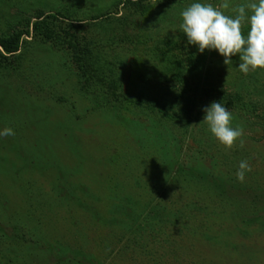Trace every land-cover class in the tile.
<instances>
[{"label": "rangeland", "instance_id": "obj_1", "mask_svg": "<svg viewBox=\"0 0 264 264\" xmlns=\"http://www.w3.org/2000/svg\"><path fill=\"white\" fill-rule=\"evenodd\" d=\"M147 1L135 12L126 0H0V39L23 34L18 53L0 59V131L15 133L0 137V264H264V72L245 75L238 56L226 66L205 50L200 82L173 81L155 42L182 61L199 55L180 14L220 0ZM229 2L232 14L247 0ZM41 20L48 38L32 36ZM121 28L138 42L124 44ZM74 33L89 42V71L65 45ZM206 87L210 97L186 112L179 92ZM137 88L167 116L129 109L123 91ZM221 90L246 104L230 110L243 148L225 150L201 123ZM24 159L35 167L23 169ZM245 159L252 171L240 183Z\"/></svg>", "mask_w": 264, "mask_h": 264}, {"label": "clouds", "instance_id": "obj_2", "mask_svg": "<svg viewBox=\"0 0 264 264\" xmlns=\"http://www.w3.org/2000/svg\"><path fill=\"white\" fill-rule=\"evenodd\" d=\"M229 0L212 3H192L181 12L180 29L187 37V43L197 47L199 53L205 50L216 51L222 56L224 65L232 64V57H239L238 70L249 72L264 70V0H247L246 3L231 7L227 14ZM247 25L245 34L243 29ZM204 123L216 141L225 150H232L239 140L243 148L242 127L232 126V113L221 102H212L203 109ZM15 135L11 128L0 131V137ZM252 171L248 160H241L235 177L244 183L246 173Z\"/></svg>", "mask_w": 264, "mask_h": 264}, {"label": "trees", "instance_id": "obj_3", "mask_svg": "<svg viewBox=\"0 0 264 264\" xmlns=\"http://www.w3.org/2000/svg\"><path fill=\"white\" fill-rule=\"evenodd\" d=\"M143 1L145 2V4H141L140 0H126V3L124 2L123 5H125L126 8L130 9L131 11L146 12L152 8V4L149 3L147 0H143ZM42 17H43L42 15H39L37 16L36 19L39 20ZM106 17L107 16L97 17L94 20L105 19ZM109 17L110 16H108V18ZM117 18L119 19L121 17H117ZM122 21H123L122 23L124 24V28H126L125 18H122ZM44 27L47 28V26L43 23L42 20H41V23L34 22V24L32 25V30H33L32 36L36 37L41 34H45L47 35V38H48L49 33H47ZM24 34H28V31L24 32ZM22 35L23 34L21 32H17V33L12 34L7 39H0V59H2V61L6 59L5 55L14 56L16 53H18L20 44L23 41ZM130 36H134V35L133 34L129 35L122 28L118 34V37L121 40H123L124 44L127 43L130 45H135L138 41L135 39L131 40ZM56 38L57 36H54V39ZM67 38H68L67 39L68 43L65 45L70 51L71 50L74 51V54L72 53L71 55L74 59V63L76 65L78 64V69L81 71H89L92 68L90 65V61L93 62V58H89L88 56V54L91 53L90 48H89V42L88 41L83 42L77 37L75 33L73 35L67 34ZM155 44H156V50H157L156 52H158V54L156 53L155 55V60L161 62L162 65H165V64L168 65L167 68H165L166 73L171 76L173 81L182 82L185 75H188L189 78H191L192 80L196 82H200L202 80L201 70L203 69L202 67H199L201 63V53L199 55L195 53H190L188 57L184 61H182L180 57L174 53L173 48L171 47L170 44L165 45L164 41H157L155 42ZM102 63L105 67V62H102ZM182 68H185V70H182ZM261 71L264 72V70H261ZM113 77L114 79H116L115 75H113ZM89 81L94 82V81H91L89 77L84 80V88L87 90L93 89L96 83L94 82V84H91ZM100 90L107 91L106 96L112 95L111 91H108L107 85L105 84L101 87ZM112 92L115 93V91L113 90ZM123 93L125 94L126 100L129 102V106H128L129 109H134L139 113L147 112L149 116H151L152 114L154 117L161 115L165 118L167 116L165 103L163 101H159L156 96L152 95L151 93H148L144 88H137L136 91L134 92L131 90H129L127 93L123 91ZM197 93H201L202 95H196ZM210 93H211V89L206 87L204 89H196L192 94L193 96L189 95L187 92H184V91H180L178 96L181 98L182 102L184 103V106L187 107L186 112H189L194 109L196 102L198 100H201L203 96L206 95V97H210L211 95ZM213 98H214L212 99L213 102H221L229 110H232V108L238 109L239 107L243 108L246 106L245 102L241 99L240 96L238 95L232 96L230 94H227L223 90L218 91L216 94H214ZM155 102L156 104H154ZM249 108L250 110H252L251 112L255 113L257 111V107L254 106L251 102H250ZM11 139L12 138H10L9 141H7L9 145H11L12 143ZM216 147L217 146L210 148L212 149V154L215 152V150L218 149ZM203 152L205 153L203 157L207 159L210 156L209 148L208 149L203 148ZM216 155H219V152H216ZM25 162L26 160L24 159V163H22L23 164L22 167H24L23 169L35 167L34 164L29 166L25 164ZM31 162L35 163L36 160L33 159V161ZM17 167H19V165ZM25 198L26 196L23 199ZM23 210H24V206H22L21 208L22 212ZM14 215H15V221L17 222L18 217H20V214L14 213Z\"/></svg>", "mask_w": 264, "mask_h": 264}]
</instances>
